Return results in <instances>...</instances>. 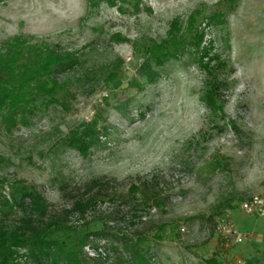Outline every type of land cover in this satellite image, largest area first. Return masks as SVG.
Here are the masks:
<instances>
[{
  "label": "rangeland",
  "instance_id": "374dc122",
  "mask_svg": "<svg viewBox=\"0 0 264 264\" xmlns=\"http://www.w3.org/2000/svg\"><path fill=\"white\" fill-rule=\"evenodd\" d=\"M13 38L28 64L44 48L68 56L56 102L36 97L9 128L0 116V221L17 224L29 195L67 209L71 188L105 177L116 196L86 225L68 214L52 236L65 248L93 264H135V251L148 264H233L247 238L218 221L229 212L243 233L239 204L264 190V0H3L0 48ZM150 177L158 205L127 196ZM13 258L50 264L21 246Z\"/></svg>",
  "mask_w": 264,
  "mask_h": 264
},
{
  "label": "trees",
  "instance_id": "16d2710c",
  "mask_svg": "<svg viewBox=\"0 0 264 264\" xmlns=\"http://www.w3.org/2000/svg\"><path fill=\"white\" fill-rule=\"evenodd\" d=\"M104 1L113 4L115 0ZM198 37L200 43L201 34H198ZM25 43L26 40L13 38L6 46L1 45L0 48V116L6 128L13 125L12 119L24 116L25 110L30 103L36 101V97L40 96L45 103L56 102V95L62 87L56 74L62 65L67 64L68 55L62 58L44 48L37 62L28 64L22 50ZM162 49L163 45H153L148 54L149 61L160 64V55L165 54ZM213 88L215 89L216 85L209 82V91ZM212 99L208 94L207 100L211 102ZM156 187L154 177L140 179L136 184L128 186L126 194L141 204L151 202L158 205L159 194L155 191ZM69 193L71 202L67 209L51 212L48 203L29 195V213L23 215L17 224L7 227L0 221V264H13L10 260L14 259V249L17 246L24 247L36 263H40L41 259H49L50 264H58L59 261L68 264H93L96 261L95 257L87 256L82 250L65 248L52 236L56 231L69 228L66 226L68 214L76 215L78 219L84 220L82 223L86 225L85 217L95 210L96 203L113 201L116 194L110 190L109 180L105 177H94L81 186L71 188ZM111 213L117 214L118 211ZM94 219L102 221L100 230L95 234L106 235L103 232L108 228L107 221L99 217ZM82 243L84 245L85 241ZM122 243L126 247L129 240L124 239ZM138 245L137 242L131 244L136 249ZM133 258L137 261L135 264H148L147 259L137 251L134 252Z\"/></svg>",
  "mask_w": 264,
  "mask_h": 264
},
{
  "label": "crops",
  "instance_id": "0c3cea01",
  "mask_svg": "<svg viewBox=\"0 0 264 264\" xmlns=\"http://www.w3.org/2000/svg\"><path fill=\"white\" fill-rule=\"evenodd\" d=\"M244 215L249 228L245 227L241 233L246 235L247 240L237 252V258L245 260L246 264H264V216Z\"/></svg>",
  "mask_w": 264,
  "mask_h": 264
},
{
  "label": "built area",
  "instance_id": "2783aa9c",
  "mask_svg": "<svg viewBox=\"0 0 264 264\" xmlns=\"http://www.w3.org/2000/svg\"><path fill=\"white\" fill-rule=\"evenodd\" d=\"M239 208L245 214L264 216V192L251 195L239 204ZM217 230L224 235L234 237V240L241 243L245 238V234L237 233L234 229L229 212L223 214L217 224ZM233 264H245L244 260L236 259Z\"/></svg>",
  "mask_w": 264,
  "mask_h": 264
}]
</instances>
